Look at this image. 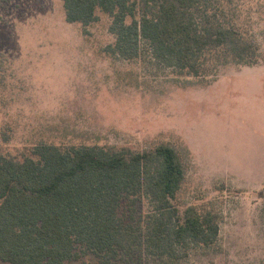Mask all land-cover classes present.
Masks as SVG:
<instances>
[{
	"label": "rangeland",
	"instance_id": "rangeland-1",
	"mask_svg": "<svg viewBox=\"0 0 264 264\" xmlns=\"http://www.w3.org/2000/svg\"><path fill=\"white\" fill-rule=\"evenodd\" d=\"M226 8L258 45V63L213 62L193 76L145 46L136 59L113 54V18L101 10L84 26L66 20L62 0H0V154L34 157L40 143L131 154L168 143L186 167L175 205L212 210L220 223L212 248L178 264H264V0ZM85 260L93 256L71 264Z\"/></svg>",
	"mask_w": 264,
	"mask_h": 264
},
{
	"label": "trees",
	"instance_id": "trees-1",
	"mask_svg": "<svg viewBox=\"0 0 264 264\" xmlns=\"http://www.w3.org/2000/svg\"><path fill=\"white\" fill-rule=\"evenodd\" d=\"M69 23L112 18L113 54L141 46L156 59L201 76L213 62L258 63L259 47L229 23L233 0H62ZM131 19L130 23L127 20ZM34 157L0 154V260L9 264H178L219 239L218 214L175 205L186 178L177 150L160 143L137 153L99 146L63 150L40 143ZM145 201L148 210L140 212ZM139 207V208H138ZM82 252V253H81Z\"/></svg>",
	"mask_w": 264,
	"mask_h": 264
}]
</instances>
